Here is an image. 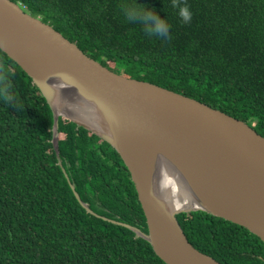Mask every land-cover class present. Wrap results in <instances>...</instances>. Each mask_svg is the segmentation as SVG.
Listing matches in <instances>:
<instances>
[{
	"label": "trees",
	"instance_id": "16d2710c",
	"mask_svg": "<svg viewBox=\"0 0 264 264\" xmlns=\"http://www.w3.org/2000/svg\"><path fill=\"white\" fill-rule=\"evenodd\" d=\"M92 59L221 110L264 136V0H12ZM153 9L169 25L148 35L123 13ZM12 103L0 100V264H166L123 222L148 232L131 174L107 142L53 112L27 73L0 49ZM19 104L21 107H16ZM177 219L189 242L221 264H264V242L202 211Z\"/></svg>",
	"mask_w": 264,
	"mask_h": 264
},
{
	"label": "water",
	"instance_id": "95a60500",
	"mask_svg": "<svg viewBox=\"0 0 264 264\" xmlns=\"http://www.w3.org/2000/svg\"><path fill=\"white\" fill-rule=\"evenodd\" d=\"M0 49L32 79L54 117L53 145L60 157V118L110 144L135 185L148 232L124 226L146 240L166 264H221L196 249L177 215L202 211L243 226L264 242V136L252 126L186 95L105 67L49 23L12 0H0ZM74 105V106H73ZM93 110L79 119L66 108ZM180 180L187 203L170 205L159 191L161 171ZM76 197L94 212L75 186Z\"/></svg>",
	"mask_w": 264,
	"mask_h": 264
},
{
	"label": "clouds",
	"instance_id": "9594fccd",
	"mask_svg": "<svg viewBox=\"0 0 264 264\" xmlns=\"http://www.w3.org/2000/svg\"><path fill=\"white\" fill-rule=\"evenodd\" d=\"M174 7L178 8V16L183 22L188 23L192 18V13L187 6H180L174 0ZM123 13L128 21H139L143 25V30L148 35H164L169 32V25L164 18H161L153 9L146 8L140 4H126L123 6ZM11 83L9 82L6 72L0 71V100L6 103H12L15 99L11 91ZM16 107H21L19 104Z\"/></svg>",
	"mask_w": 264,
	"mask_h": 264
},
{
	"label": "bare ground",
	"instance_id": "6f19581e",
	"mask_svg": "<svg viewBox=\"0 0 264 264\" xmlns=\"http://www.w3.org/2000/svg\"><path fill=\"white\" fill-rule=\"evenodd\" d=\"M73 106H68L66 108L68 111L67 113L74 115L79 119L82 118L91 121L96 120V116L92 109L86 110L82 108H74ZM179 183V178L172 171H169L166 167L162 169L159 191L170 205L177 208H180L187 203L184 191Z\"/></svg>",
	"mask_w": 264,
	"mask_h": 264
}]
</instances>
